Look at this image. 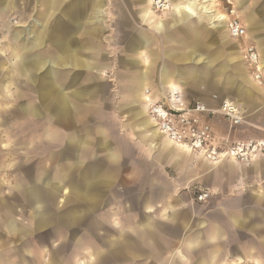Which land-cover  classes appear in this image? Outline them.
I'll return each mask as SVG.
<instances>
[{"label":"crops","instance_id":"crops-1","mask_svg":"<svg viewBox=\"0 0 264 264\" xmlns=\"http://www.w3.org/2000/svg\"><path fill=\"white\" fill-rule=\"evenodd\" d=\"M118 1L114 110L99 75L106 0H0V148L12 157L0 164V264H264V157L207 162L146 104L179 91L214 107L215 94L247 112L241 126L205 116L215 141L263 137L264 89L242 43L199 0H170L165 20L148 0ZM235 2L264 64V0ZM189 184L205 204L176 191Z\"/></svg>","mask_w":264,"mask_h":264},{"label":"built area","instance_id":"built-area-1","mask_svg":"<svg viewBox=\"0 0 264 264\" xmlns=\"http://www.w3.org/2000/svg\"><path fill=\"white\" fill-rule=\"evenodd\" d=\"M210 1L207 0L205 5ZM157 3H161V0H157ZM217 13L219 16L215 18L214 23L225 22L231 39L240 41L246 37L245 26L236 16H232L233 12ZM2 28L3 22L0 20V35ZM242 58L255 82L264 86V70L261 67L255 46L250 43L245 44ZM145 95L150 97L148 89H146ZM146 102L148 103L149 117L171 143L180 144L190 151L198 152L206 160L214 163L232 160L249 165L257 157L264 156V139L244 141L224 139L221 140L222 142H217L212 138L211 126L203 121L205 116H219L231 126H238L245 122L246 113L232 101L221 102L217 107L208 108L201 102L187 104L179 91H168L162 95L159 101L151 99ZM205 197L207 195L199 196L198 200L201 201Z\"/></svg>","mask_w":264,"mask_h":264},{"label":"rangeland","instance_id":"rangeland-1","mask_svg":"<svg viewBox=\"0 0 264 264\" xmlns=\"http://www.w3.org/2000/svg\"><path fill=\"white\" fill-rule=\"evenodd\" d=\"M105 4L106 5L102 12V20H103L102 26H103V33H104V46H105V51L107 54L109 65L107 68L102 70V72H100L99 75L101 76L103 81L106 82L108 86L109 93H110V95L108 96V99L110 100L109 102L111 106L113 107V109L116 110L118 99H119L117 95V89L119 88L118 81H117V74H118L117 72L119 69V54H118L117 49L120 43L119 38H120L121 29L119 26L120 25L119 16L121 14H119L120 12H116L115 10L118 6L119 8H122L123 5L118 0H106ZM208 4H210L211 5L210 7L217 12H233L232 16H236L238 19L240 18V15H238L237 4L235 0H212L208 2ZM145 9L147 12H149V14L153 18L165 20L169 16L170 12L174 11V5L172 4L170 0H161V3L159 4L157 3V0H148ZM9 22L12 26H17V23H18L17 19L13 17L9 18ZM143 25L145 27V24ZM3 31H4V28H2L1 30L0 47L5 45L3 42ZM235 42L242 43L243 47L245 44H247V43H243V40L235 41ZM250 43L252 44V41ZM242 62L243 64H245L243 61V58H242ZM256 85L258 88L264 89V86H260L257 83ZM161 97L162 95H160V98ZM211 99L214 102H217V104L214 107L219 106L221 104V101L224 100V98L220 99L215 94L211 96ZM195 102L197 101L194 100L191 104H194ZM146 104L148 105L147 102ZM120 117L125 118L122 115H120ZM246 124H247V112H246L245 122L241 125H246ZM241 125H238V126H241ZM262 131L264 134V129H262ZM12 132H14V130H12ZM226 139H228L229 141H234V140H231L230 137ZM260 139H264V135L263 137L259 139L249 138V139H244V140H260ZM238 141H241V140H238ZM4 148H0V151H2V153L0 154V164L8 162L9 160L12 159V157L4 153L5 151ZM261 157H264V156H261ZM202 159L207 162H211L209 160H206L203 156H202ZM211 163H214V162H211ZM249 165H245V166H249ZM5 174H9V168L5 170ZM169 178H172V176H169ZM176 191L186 193L189 197V201L193 204H205L210 197V193L207 190L202 189L195 184H189L188 186H185L184 188L176 187ZM202 195H207V197H205L201 201L198 200V197ZM236 264H248V263H236Z\"/></svg>","mask_w":264,"mask_h":264},{"label":"bare ground","instance_id":"bare-ground-1","mask_svg":"<svg viewBox=\"0 0 264 264\" xmlns=\"http://www.w3.org/2000/svg\"><path fill=\"white\" fill-rule=\"evenodd\" d=\"M208 1H210V0H208ZM199 2H200V6H201V8L203 9V11L206 12L207 15H210V17H211V18L213 19V21L215 22V18L219 16L218 13H217V11L212 10V8L209 7V6H211L210 4L207 3V4L205 5V3L207 2V0H204V1L199 0ZM221 19H223V17H221ZM260 64H261L262 69L264 70V64H262L261 61H260ZM225 103H229V102H225ZM232 103H233L234 105L239 106V107L241 108V110H242L243 112H245L244 106H243L241 103H237V102H232ZM204 105H205V104H204ZM208 108H211V107H208ZM151 124H152V123H151ZM231 161H232V160H231Z\"/></svg>","mask_w":264,"mask_h":264}]
</instances>
